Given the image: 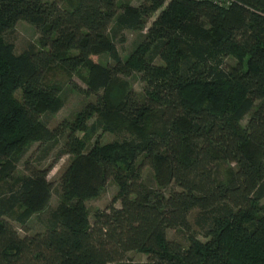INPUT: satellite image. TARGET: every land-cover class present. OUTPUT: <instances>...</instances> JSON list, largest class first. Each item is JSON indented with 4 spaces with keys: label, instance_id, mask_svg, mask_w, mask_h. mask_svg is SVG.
Segmentation results:
<instances>
[{
    "label": "trees",
    "instance_id": "obj_1",
    "mask_svg": "<svg viewBox=\"0 0 264 264\" xmlns=\"http://www.w3.org/2000/svg\"><path fill=\"white\" fill-rule=\"evenodd\" d=\"M73 1L67 8L61 0H0V180L6 181L0 264H112L134 251L146 253V264H234V241L257 248V262L264 263V0H231L227 7L146 0L139 8ZM159 11L144 43L123 60L112 26L145 30ZM21 21L36 27L41 50L30 46L17 55L5 40ZM102 54L114 64L94 61ZM157 54L165 67L154 64ZM228 57L237 63L226 65ZM54 66L69 74L88 66V94L96 101L75 122L51 130L43 117L63 105L62 87L47 80ZM136 69L143 73L142 95L124 79ZM91 120L96 124L88 128ZM100 127L131 137L89 147L88 134ZM64 135L59 157H73L59 185L66 202L44 233L20 237L10 220L28 230L32 215L48 207L53 186L52 166L27 162V174L17 178L19 158L34 143L45 146L47 157ZM221 162L235 166L227 181ZM145 167L175 189L166 195L147 188ZM111 180L119 187L114 203L91 223L86 201ZM195 209L205 212L198 223L204 241L191 230ZM180 228L188 232L187 246L167 237Z\"/></svg>",
    "mask_w": 264,
    "mask_h": 264
},
{
    "label": "rangeland",
    "instance_id": "obj_2",
    "mask_svg": "<svg viewBox=\"0 0 264 264\" xmlns=\"http://www.w3.org/2000/svg\"><path fill=\"white\" fill-rule=\"evenodd\" d=\"M45 1H53V0H45ZM64 7L71 8L72 5H75V1L73 0H61ZM146 0H118L119 6L123 7L126 5H130L135 8H139L142 4H144ZM168 5V4H167ZM166 7V5H165ZM161 13L159 11L155 15L151 17L149 21H147V28L145 30H130V29H119L116 26H112V38L116 44V48L118 49L120 55L123 60H129L132 58L135 50L140 47L145 41V36L148 31V28L155 22L158 15ZM40 34L37 31L36 27L32 26L31 24H27V22H19L7 33L5 40L11 42L15 45V52L17 55L22 54L25 50L29 49L30 46H35L38 49H42L44 46L42 45V41L40 38ZM188 40L193 42V40L188 37ZM152 51V50H150ZM151 53H158L156 51ZM173 57L175 53H170ZM154 64L158 66L165 67L167 65L164 58H162L159 54L154 57ZM94 61H98L104 65L107 64H114L113 60H111L108 54H102L98 57L94 58ZM214 64H218V60L214 58ZM226 65H235L237 63V59L235 57H228L224 60ZM220 65V64H219ZM47 75V80L51 84L59 85L62 87V95L61 98L63 105L62 107L54 113L46 114L43 119L46 124L49 126L51 130L58 128L61 123L68 121V122H75L78 115L84 110V108L91 102L96 101V96L88 94V86L87 81L89 78V67L84 66L80 68L75 73L69 74L60 66L52 67ZM143 73L136 69L133 70L130 76H124V79L128 81L131 88L136 91L138 94L144 93L145 84L142 80ZM18 98H21V93L17 94ZM250 116H247L244 121L241 122L242 127H246L248 124ZM96 120H91L88 123V128H92L93 125L96 124ZM89 135V137H88ZM79 133L77 136L87 139L89 138V147L94 146V144L99 141L102 145L113 144L116 142H122L124 139H128L131 137V134L128 132L124 133H117V132H110L104 131L103 128H99L98 131L94 134ZM66 143V136L64 135L61 137L57 144H55V148L51 151V153L43 158L44 156V149L45 146H41L38 143H34L33 145H29L28 148L24 149V154H22L19 158L16 177H20L21 175L27 174L26 166L27 162L28 165L39 168L45 169L52 166L50 173H48V181L53 186L52 194L50 197V202L48 207L42 212H35L32 215L31 219L27 224L28 230L22 228L21 225H18L12 219L14 225L17 227L18 232L20 233V237H24L25 235H34L37 233H44L48 228V222H50L52 218V213L58 209V207L66 202V199L63 198L62 191L60 188V181L62 175L70 166L73 159L72 156L66 155L63 157H59L62 148ZM221 179L223 181H227L230 170L234 169L230 163L221 162ZM143 182L147 188L153 190L156 193H162L168 195L171 193L172 190L175 189L173 185L169 186H161L155 176L153 170L150 167H145L142 175ZM10 183V182H9ZM13 183V182H12ZM6 184V181L0 180V193L2 191L3 185ZM119 192V187L114 181H110L107 183L106 187L103 188L99 195L95 196L94 198H90L86 201L87 210L89 211V219L91 223L94 221L95 213L99 210H105V208L109 207L111 204L114 203L115 197ZM262 205H264V200L261 201ZM116 208L121 207V202L115 203ZM23 209H25L23 207ZM22 209V210H23ZM21 211V210H19ZM205 212L199 209H195L192 213L190 218V222L192 224V232L193 234L199 238L200 240H206L205 238V228L198 224L200 216H203ZM167 237L172 242L175 241L177 243H181L184 246H187L188 241V232L184 229H173L168 230ZM229 247L231 249L232 254V262L234 264H264L257 262L259 258L258 252L252 246L240 244L237 242L229 243ZM148 262V257L146 253L140 251L130 252L126 259L122 262L112 263V264H146ZM233 264V263H232Z\"/></svg>",
    "mask_w": 264,
    "mask_h": 264
},
{
    "label": "built area",
    "instance_id": "obj_3",
    "mask_svg": "<svg viewBox=\"0 0 264 264\" xmlns=\"http://www.w3.org/2000/svg\"><path fill=\"white\" fill-rule=\"evenodd\" d=\"M199 1H208L213 4H216L219 6H225V7L231 4V0H199Z\"/></svg>",
    "mask_w": 264,
    "mask_h": 264
}]
</instances>
